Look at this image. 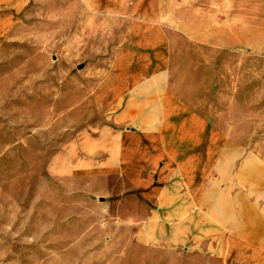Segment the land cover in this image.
<instances>
[{"label":"rangeland","instance_id":"obj_1","mask_svg":"<svg viewBox=\"0 0 264 264\" xmlns=\"http://www.w3.org/2000/svg\"><path fill=\"white\" fill-rule=\"evenodd\" d=\"M157 39L206 62L208 86L218 71L213 121L264 159V0H0V264H246L245 254L218 255L250 244L225 223L252 210L231 206L259 187L246 174L233 192L231 176L218 175L229 189L204 207L206 223L190 208L192 237L174 248L135 238L170 223L119 222L129 203L118 178L96 172L108 156L97 141L104 127L117 131L118 92L134 74L131 51Z\"/></svg>","mask_w":264,"mask_h":264},{"label":"crops","instance_id":"obj_2","mask_svg":"<svg viewBox=\"0 0 264 264\" xmlns=\"http://www.w3.org/2000/svg\"><path fill=\"white\" fill-rule=\"evenodd\" d=\"M158 26L163 29L160 23L156 29ZM143 46L151 49H138ZM170 46L168 40L157 39L137 44L131 51L128 68L134 74L118 92V129L103 128L105 138H98L101 146L96 148H102L108 156L103 164H97L93 157V166L97 164L96 172L106 179L118 178L113 189H118L121 202L129 203L124 205L119 222L170 223L156 231L141 228L134 237L148 241L168 238L174 248L192 237L190 208L202 207L196 221L206 223L204 207L218 206V190L229 189L221 183L218 186V175L231 176L224 181L231 183L229 190L233 192L239 173L246 174L259 187L247 204L236 199L231 206L249 205L252 210L246 216L237 210L234 217L225 216L231 218L225 223L231 226L230 238H245L250 244L231 252L218 247V255L245 254L246 264H264V159L253 148L240 150L238 142L228 141L213 121L212 109H218V71L208 86L206 62L197 63L186 52L171 50ZM172 67L178 70L175 74L170 71ZM219 158L229 164L226 169L218 167ZM239 158L244 159L242 168L238 167ZM151 206L157 207L156 212L147 211ZM255 240L262 241L257 244ZM218 264L238 263L226 257L218 258Z\"/></svg>","mask_w":264,"mask_h":264}]
</instances>
